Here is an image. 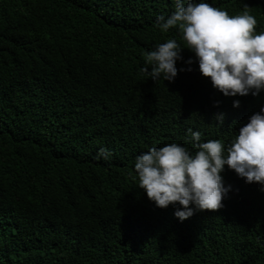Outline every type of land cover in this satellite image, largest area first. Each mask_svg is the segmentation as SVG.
I'll use <instances>...</instances> for the list:
<instances>
[{
	"label": "trees",
	"instance_id": "16d2710c",
	"mask_svg": "<svg viewBox=\"0 0 264 264\" xmlns=\"http://www.w3.org/2000/svg\"><path fill=\"white\" fill-rule=\"evenodd\" d=\"M207 2L230 15L247 5L264 31V0ZM174 10V0H0V264H264L258 183L225 166L224 206L183 222L138 187V154L172 142L194 151L189 128L227 145L264 106V91L224 96L195 60L172 82L140 71L157 44L184 46L178 28L155 23ZM182 56L178 69L194 59Z\"/></svg>",
	"mask_w": 264,
	"mask_h": 264
},
{
	"label": "clouds",
	"instance_id": "9594fccd",
	"mask_svg": "<svg viewBox=\"0 0 264 264\" xmlns=\"http://www.w3.org/2000/svg\"><path fill=\"white\" fill-rule=\"evenodd\" d=\"M175 10L158 15L156 25L162 32L178 28L184 46L175 38L159 43L146 55L142 73L156 81H174L178 71H192L195 60L200 74L224 96H258L264 91V31L257 32V19L245 9L235 15L207 0H174ZM193 57L184 60L187 68H177L182 50ZM149 67L151 70L149 71ZM219 101L214 102L218 106ZM240 100H233L239 107ZM224 114H215L223 123ZM193 141L190 150L176 142L152 147L135 157L134 170L149 201L155 207L174 208L181 222L194 211L218 210L231 190L222 176L225 166L245 183H258L264 191V106L251 114L227 145L219 139L201 142V132L187 130ZM98 157L111 158V151L100 148Z\"/></svg>",
	"mask_w": 264,
	"mask_h": 264
}]
</instances>
